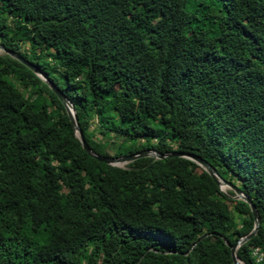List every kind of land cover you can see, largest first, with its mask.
Returning <instances> with one entry per match:
<instances>
[{
	"label": "trees",
	"instance_id": "trees-1",
	"mask_svg": "<svg viewBox=\"0 0 264 264\" xmlns=\"http://www.w3.org/2000/svg\"><path fill=\"white\" fill-rule=\"evenodd\" d=\"M0 43L96 153L206 159L259 217L236 256L264 264V0H0ZM232 195L184 156L93 157L0 53V264H235L253 216Z\"/></svg>",
	"mask_w": 264,
	"mask_h": 264
},
{
	"label": "water",
	"instance_id": "water-1",
	"mask_svg": "<svg viewBox=\"0 0 264 264\" xmlns=\"http://www.w3.org/2000/svg\"><path fill=\"white\" fill-rule=\"evenodd\" d=\"M0 48L3 49L4 52L12 55L13 57L17 58L22 63L27 65L32 71H34L41 79H43L47 83L49 88L58 96V98L62 102L64 109H65V112H66L67 116L69 117V120H70L72 127L74 129L75 136L78 138L81 147L87 153L92 155L93 157L97 158L98 160H102V161H105L107 163H110V164L118 165L119 162H128L129 160L133 159L134 157H136L138 155H152L154 157H161L164 155L175 154V155L184 156V157L191 159L192 161L197 163L199 166H201L214 179V181L216 182V184L218 185L220 190H222L221 185H227L230 189H232V191H233L232 196L233 197L241 198V199L245 200L248 203L250 211H251L252 216H253L252 227L250 228V230L248 232H246L244 235L240 236L232 245L229 246L230 256H231L233 263L243 264L242 261L236 256L235 248L240 242L249 238L255 232V230L258 226V223H259V217H258L257 211H256L253 203L251 202V200L248 197H246L230 181H228L227 179H225L224 177L219 175L216 172V170L214 169V167L206 159H204L201 156L196 155L194 153L182 152V151L158 152V151L151 149V148H144V149H141L137 152H133V153H129V154H122V155H117V156H104V155H100V154L96 153L95 151H93L91 149V147L85 141V139H84V137H83V135L79 129L76 114H75L72 103L61 93V91L53 84V82L50 81L39 70V68L37 66L32 64L30 61L25 60L24 58H22L21 56H19L15 52L5 48V46L2 43H0Z\"/></svg>",
	"mask_w": 264,
	"mask_h": 264
},
{
	"label": "rangeland",
	"instance_id": "rangeland-1",
	"mask_svg": "<svg viewBox=\"0 0 264 264\" xmlns=\"http://www.w3.org/2000/svg\"><path fill=\"white\" fill-rule=\"evenodd\" d=\"M1 52H4V51H3V49L0 48V53ZM14 87L22 96H26V93L28 90L27 87H23L21 84H19L16 81L14 82ZM123 141H124V139H123L122 135L110 132L108 140H107L106 148L109 151H112L117 144L122 143ZM125 163L126 162H119L118 165L124 166ZM227 189H229V187L227 185H223L222 190L226 191Z\"/></svg>",
	"mask_w": 264,
	"mask_h": 264
},
{
	"label": "built area",
	"instance_id": "built-area-1",
	"mask_svg": "<svg viewBox=\"0 0 264 264\" xmlns=\"http://www.w3.org/2000/svg\"><path fill=\"white\" fill-rule=\"evenodd\" d=\"M256 252V249L254 250ZM260 252H257V258H260Z\"/></svg>",
	"mask_w": 264,
	"mask_h": 264
},
{
	"label": "bare ground",
	"instance_id": "bare-ground-1",
	"mask_svg": "<svg viewBox=\"0 0 264 264\" xmlns=\"http://www.w3.org/2000/svg\"><path fill=\"white\" fill-rule=\"evenodd\" d=\"M221 187L223 188V185H221Z\"/></svg>",
	"mask_w": 264,
	"mask_h": 264
}]
</instances>
